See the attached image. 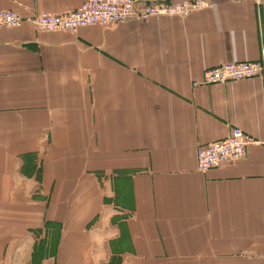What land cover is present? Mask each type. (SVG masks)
<instances>
[{
    "label": "crops",
    "instance_id": "crops-1",
    "mask_svg": "<svg viewBox=\"0 0 264 264\" xmlns=\"http://www.w3.org/2000/svg\"><path fill=\"white\" fill-rule=\"evenodd\" d=\"M209 1L75 34L0 29V264H264V77L193 86L259 59L264 0ZM234 129L245 156L198 172L197 149Z\"/></svg>",
    "mask_w": 264,
    "mask_h": 264
},
{
    "label": "built area",
    "instance_id": "built-area-1",
    "mask_svg": "<svg viewBox=\"0 0 264 264\" xmlns=\"http://www.w3.org/2000/svg\"><path fill=\"white\" fill-rule=\"evenodd\" d=\"M209 0H188L180 3H148L139 6L135 0H87L73 11L56 14L42 13L23 18L13 11L0 10V29L17 28L26 21L38 32H66L75 34L90 26L111 28L135 20L154 17L186 18L194 12L205 10ZM264 77V47L259 59L251 62H230L205 69L198 85H225L251 78ZM251 138L240 130H232L225 139L200 146L196 151V170L204 173L210 169L233 164L245 156Z\"/></svg>",
    "mask_w": 264,
    "mask_h": 264
},
{
    "label": "rangeland",
    "instance_id": "rangeland-1",
    "mask_svg": "<svg viewBox=\"0 0 264 264\" xmlns=\"http://www.w3.org/2000/svg\"><path fill=\"white\" fill-rule=\"evenodd\" d=\"M196 162V161H195ZM53 230V229H52ZM13 259L11 258L10 260H9V262L11 263V261H12ZM94 264H100V262L99 261H97V260H95L94 261Z\"/></svg>",
    "mask_w": 264,
    "mask_h": 264
}]
</instances>
